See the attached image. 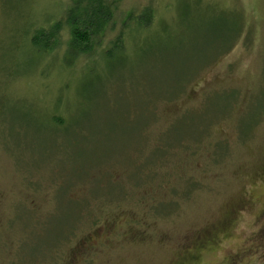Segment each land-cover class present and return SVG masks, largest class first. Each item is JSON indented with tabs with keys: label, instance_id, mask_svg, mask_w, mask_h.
Here are the masks:
<instances>
[{
	"label": "rangeland",
	"instance_id": "obj_1",
	"mask_svg": "<svg viewBox=\"0 0 264 264\" xmlns=\"http://www.w3.org/2000/svg\"><path fill=\"white\" fill-rule=\"evenodd\" d=\"M69 2L0 0V264H264V0H122L67 68Z\"/></svg>",
	"mask_w": 264,
	"mask_h": 264
},
{
	"label": "trees",
	"instance_id": "obj_2",
	"mask_svg": "<svg viewBox=\"0 0 264 264\" xmlns=\"http://www.w3.org/2000/svg\"><path fill=\"white\" fill-rule=\"evenodd\" d=\"M121 2L122 0H70L60 20L58 19L55 22L50 21L48 25L34 30L30 38L33 52L40 56L44 52L58 51V47L62 41H60L62 35L58 33V30L65 27V38L62 42V64L67 68L76 65L82 56L88 55L91 52L98 38L100 40L107 33ZM146 11L149 12V9L145 8L141 12H135L134 10L125 12L126 14L122 18V26L127 25L128 22H133L137 27H144L149 21L142 19V15ZM103 47L100 51L104 53V58L110 56L114 48L118 52L121 51V54H124V41L121 37ZM93 70L95 68L90 66L85 74L87 75ZM52 115V124L56 127L62 125L64 114L60 110H56ZM87 203L89 205V201ZM87 207L86 205L84 206L83 215L86 213Z\"/></svg>",
	"mask_w": 264,
	"mask_h": 264
}]
</instances>
